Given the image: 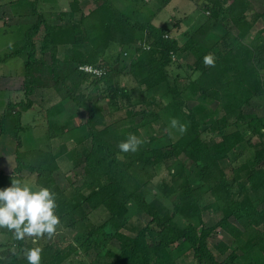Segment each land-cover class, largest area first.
<instances>
[{
	"label": "trees",
	"instance_id": "1",
	"mask_svg": "<svg viewBox=\"0 0 264 264\" xmlns=\"http://www.w3.org/2000/svg\"><path fill=\"white\" fill-rule=\"evenodd\" d=\"M9 1L6 4L5 0H0V17L4 18L5 26L25 25L28 19L31 24L28 23L30 26L16 47L5 53L3 58L0 56V62L15 56L23 57L25 61V98L18 103H8L0 115V137H10L17 142L14 151L16 165L10 173L0 171V189L11 186L12 176L24 181L33 178L36 186L47 187L56 193L58 207L55 214L60 217V227L78 232L88 229L87 235L91 237L100 236L101 229L105 227L87 225L91 213L106 209L109 221L115 224L114 227L117 226L111 239L119 245L118 252H107L106 264H178L171 249L176 244L177 253L187 248L196 264H219L218 255L229 247L225 243L210 246L208 240L218 233V229L234 238L238 251L243 253L233 250L228 256L229 264H237L241 256L251 255H255V258L250 259L248 264H264V168L259 166L264 164V126L257 127V122L264 120V108H261L264 102H259L260 107L257 103L258 98L264 95V0H210L203 7L211 12L209 22L203 27L206 33L229 19L233 28L226 26V36L237 39L236 45L228 53L215 56V67L203 64V57L211 52L197 41L200 31L188 34V41L180 46L177 38L170 36L172 29L153 22L145 25L133 23L107 0L88 16H81L80 20L64 25L56 24L49 13L41 11V0ZM76 4L72 0L68 12H75ZM3 8H9L10 13L16 10L23 13L9 17ZM70 13L68 16L72 19ZM260 21L263 27L258 32V42L254 46L245 44L244 40ZM138 32L146 33L145 41L137 39ZM37 38L40 39L39 44ZM138 40L143 46L133 52L129 73L147 92L164 87L156 98H169L170 102L163 108L166 112H148L145 109L127 112L131 124L138 123L135 127L108 123L107 117L117 110L106 113L98 99L93 100L86 93H79V88L87 78L93 79L91 86L97 89L104 83L113 92L109 107L114 108L118 95H124L127 91L118 85L113 86L112 78L118 73V65L112 66L106 55L111 45L126 50ZM67 46L71 47L65 50L66 60H61L59 48ZM178 52L190 53L195 58L191 68L194 73H199L196 80L191 77L169 78L168 68ZM47 55L49 58H45ZM116 60L118 64L119 58ZM82 65L102 68L104 73L97 77L81 72L79 68ZM60 67L72 70L63 75ZM50 76L52 78L49 80ZM70 77L77 82L68 86L66 81ZM49 81L52 86L48 84ZM61 85L65 86V92ZM50 87L58 94L56 97L59 101L46 112L48 138L63 142L58 144L59 149L55 153L40 148L22 151L20 134L26 130L22 122L23 113L33 107L31 97L38 90ZM198 91L202 101H217L220 104L226 116L222 121L224 127H228L231 119H234L236 126L246 123L249 126L247 132L237 130L223 136L219 142L204 138L202 126L211 124L209 130L212 133L217 128L205 107L189 106L191 101L186 95ZM154 99L153 105L156 104ZM70 103L78 109L76 112L79 109L85 111V123L75 125V114L67 108ZM249 107L252 112L248 111ZM256 107L257 112H261L257 116ZM163 113L170 119L177 118L187 124V131L184 134L178 131L179 137L164 146H158L160 142L153 135L146 138V143L135 153L119 151L118 144L128 134L139 137V130L159 121ZM137 117H140V121H134ZM249 133L261 138L258 145H252L255 157L241 166H235L230 161L231 153L242 144L250 143L245 137ZM69 142H74L76 146L70 148L72 143ZM63 158L82 170L81 181L70 184L65 190L56 181V175L60 172L59 161ZM166 158H173L182 166L181 177L185 167L198 168L202 174L200 186L194 187L188 183L179 185L176 190L169 188L168 198H174V212L171 215L164 211L161 201H147L143 194L144 186L134 171L140 165L160 167ZM193 171L190 170L189 175ZM131 201L149 218L136 235L122 232L125 226L117 225V221L128 214L127 205ZM215 203L221 204L223 216L215 226L205 227L201 220L202 212ZM176 216L198 219L202 227L198 228L192 223L181 227L174 221ZM1 236H8L9 240L0 244L6 248L1 253L0 264H28L24 250L32 247L42 248L41 264H63L72 254L59 243L48 242L47 238L35 242L30 238L15 241L7 229H0ZM11 248L14 252L10 251Z\"/></svg>",
	"mask_w": 264,
	"mask_h": 264
},
{
	"label": "rangeland",
	"instance_id": "2",
	"mask_svg": "<svg viewBox=\"0 0 264 264\" xmlns=\"http://www.w3.org/2000/svg\"><path fill=\"white\" fill-rule=\"evenodd\" d=\"M16 1V0H14ZM13 1V3H14ZM72 0H41V11L50 14V18L54 20L56 24H67L68 22H73L75 20H80L81 16H88L93 10H95L98 5L105 0H75L76 1V11L70 13V3ZM115 10H119L124 13L126 16L130 18L133 23H137L140 25L152 24L154 18L152 16L161 10L158 13V17L155 20V23L160 27H168L171 30V37L177 38L180 43V46H184L188 41V34H193L196 31H200L199 41L204 49L209 50L212 54L217 56L219 53H228L231 48H233L237 39L234 36H226V26L232 27V24L229 19L224 21L222 25H215L213 30L210 33H206L203 29L210 20L209 9H204L210 0H170L167 3V9H163V5L166 0H107ZM6 4L10 3L8 0H5ZM25 4V3H24ZM178 7L180 10L185 9L186 14L183 11H180L177 14V17L173 15L174 8ZM204 7V8H203ZM264 10V7H263ZM3 11L10 17L13 14L16 16L18 14H22L23 12L20 10L11 11L9 8H3ZM70 13L72 19L68 16ZM211 13V12H210ZM4 19L3 17H0ZM14 17H11V19ZM0 20V56L4 57L5 53L9 52L11 48L16 47V44L23 39L26 29L29 28L31 24L28 19L27 24L21 26H13L11 28L5 27V23ZM32 22V20H31ZM263 27L262 21L258 22L254 31L244 40V43L247 45L254 46L258 42L259 30ZM202 29L204 32H202ZM137 39L146 40L145 32L136 33ZM138 40L133 46L126 50H121L117 45H111L108 50V54L106 55L107 60L112 66L117 67L118 65V73L113 76V86L118 85L124 89H126V93L124 95H118L116 99V106L111 109L109 107V98L113 94L107 89V86L102 83L99 88L95 86H91V81L93 79L87 78L84 85L80 86L79 93H86L91 99L99 100V104L104 106V110L106 113L114 110H117L111 116L107 117L108 123L117 122L120 126L126 127H135L138 123L134 125L131 124V119L128 118L127 112L134 110H142L145 109L148 112H166L163 108L169 104L170 99L164 98L160 100L157 99L158 92L161 93L164 90V87H160L157 91H145V87H140L136 79L129 73L130 72V61L133 60L134 55L133 52L136 51L137 47H140L143 43ZM40 39L37 38V43L39 44ZM143 41V42H144ZM143 46V45H142ZM59 48V58L61 60H66V48ZM41 52L38 53V57L40 58ZM49 55L45 56V58H49ZM119 58V63L116 64V59ZM132 58V59H131ZM195 62V58L190 53L178 52L175 55L173 63L168 68V76L171 80L175 78H189L192 80H196L199 77V73L193 72V64ZM24 58L15 56L9 58L3 64H0V76H12V81L6 83V87L8 89L5 93H0V113H2L4 109V105L7 101H16L19 98L18 95V83L19 79L23 78L24 73ZM64 72H71L72 69L60 67ZM263 73V72H262ZM73 74V73H72ZM76 76L75 74H73ZM92 75V74H91ZM48 76V75H47ZM52 77L50 76L49 80ZM71 79V81H70ZM53 81V80H52ZM68 86L77 82L73 77L69 78L67 81ZM49 81L48 84H50ZM11 85V86H9ZM52 86V83H51ZM22 87V85H20ZM62 89L65 86L61 85ZM16 88V89H15ZM64 89L63 92H65ZM112 93V94H111ZM147 93V94H145ZM58 94L55 92L54 88L50 87L45 90H38L35 95L31 97V100L34 105L38 107L37 109H32L25 112L22 116L23 125L26 127V130L21 133V142H22V151H30L36 148L44 149L46 151L50 150L55 153L58 151L59 146L57 144L56 147L50 148V141L47 138L48 131L46 125L44 124V120L47 122L46 112L47 110L59 99L56 97ZM153 96V97H152ZM155 97V105H153V98ZM146 98V99H145ZM186 98H189V106L191 107H205L207 109L209 116L213 117L212 123L215 125L217 130L215 132H211L209 130L210 125L208 123L207 126H202L201 129L205 133L204 138L213 139L216 142L221 141V138L225 135L233 133L239 130L242 133L247 132L249 126L244 123L240 126H236L235 120L231 119V124L228 127H224L223 120L226 118L224 111L221 109L220 104L217 101H202L201 93L198 91L196 94H188ZM260 101L264 102V95L258 98ZM146 101L144 104L135 105L137 102L141 103ZM259 103V107H260ZM68 110H71L75 114V125L85 123L87 119V114L84 113V110L79 109V114L76 112L78 109L75 105L71 104L67 106ZM119 108V109H117ZM261 108H264L262 106ZM161 110V111H160ZM264 110V109H263ZM42 113L40 116L39 112ZM248 111L252 112V108L249 107ZM258 107H256L255 113L259 115L257 112ZM81 113V114H80ZM78 114V115H77ZM1 115V114H0ZM252 116V115H251ZM43 117V118H42ZM254 119V117H251ZM249 118V119H251ZM44 119V120H43ZM140 117L134 119L136 121ZM138 121V122H139ZM171 119L167 117L166 114L163 113L160 116V120L155 123H150L146 125L144 128L139 130V138L145 140L146 138H150L153 135H156L157 142H160L158 146H164L170 144L172 141H175L179 137V132L177 129H170ZM258 128L259 126L263 128L264 120L262 122H257ZM263 125V126H261ZM47 132L44 134V132ZM171 133V134H170ZM47 135V136H46ZM246 140L250 143L242 144L238 150L231 153L230 161L235 166H241L243 163L252 160L255 157V148L252 145H258L261 141L260 136L255 135L253 133H249L246 136ZM63 141H58L60 145ZM70 148L76 146L74 142H69ZM17 142L10 137H0V153L3 155L2 160L0 161V171H5L6 173H10L12 169L15 167L16 162V154H14L15 147ZM88 146L90 142L87 143ZM76 148V147H75ZM152 158V155H150ZM121 160H124L122 156L119 157ZM152 160V159H151ZM60 172L56 175V181L59 187L62 189H67L70 184L75 182H80L82 179V170L81 167L75 168L69 161L66 159H61L59 161ZM261 168H264V164L261 163L259 165ZM182 166L173 158H166L163 160L160 167L147 168V166H136L134 171L136 173L137 179L143 184V194L148 202H152L153 200H159L164 204V211L171 215L174 212V198H168L170 195L169 188L172 187L176 190L179 185L183 184H191L194 187L202 185V174L199 173V169H188L185 167V173L183 176H180ZM194 170L192 174L189 175V171ZM81 173V174H80ZM29 185L33 186L35 189V183L33 178H28L25 180ZM168 193V194H167ZM128 214L122 220L117 221V225L122 228V232L130 235H136L139 232L140 228L146 225L147 220L146 217L138 206L134 202H129L128 205ZM223 212L221 208V204L215 203L212 204L207 209L203 210L201 220L205 227L215 226L217 222L222 218ZM147 219V220H146ZM174 221L177 225L181 227H185L188 223H192L198 228L202 227L199 223L198 219H182L179 216L174 218ZM91 227H100L105 226L100 231V236L91 237L88 236V229H83V232H78L76 230H66L63 227H59L57 234L52 239H46L51 243H59L66 250L72 251L70 257L63 264H106V254L109 250L113 252H118L119 245L118 243L111 239L116 227L115 224H112L109 221V213L106 209L102 208L97 211H93L90 215V221L87 223ZM200 230V229H199ZM218 233L216 235H212L208 242L210 246H214L219 243H225L228 245V250L221 255H218L217 261L219 264H229L228 256L232 253L233 250L238 251L237 242L234 238L228 235L225 231H221L218 229ZM9 240L8 236H1L0 242L4 243ZM98 242V243H93ZM7 245V244H5ZM177 245L171 247L173 254H175V258L178 264H196L193 257L189 255L188 249L183 248L182 251L177 253L179 250L177 249ZM5 250V247L3 248ZM1 252V251H0ZM11 252H14V249H11ZM10 252V253H11ZM239 254H243L241 251H238ZM255 258V255L251 256H241L237 260V264H248L250 259Z\"/></svg>",
	"mask_w": 264,
	"mask_h": 264
},
{
	"label": "clouds",
	"instance_id": "3",
	"mask_svg": "<svg viewBox=\"0 0 264 264\" xmlns=\"http://www.w3.org/2000/svg\"><path fill=\"white\" fill-rule=\"evenodd\" d=\"M216 57L208 53L203 57L206 67H215ZM80 70L100 75L101 71L91 65H82ZM170 129H177L181 134L187 131L188 125L177 118L170 121ZM171 134V133H170ZM145 140L135 134H128L124 141L118 144L121 153H135ZM56 193L43 186L29 185L21 178H11V186L0 189V229L12 233L15 241L26 238L34 242L43 238L52 239L60 227V217L56 215ZM42 248L32 247L24 250L28 264H41Z\"/></svg>",
	"mask_w": 264,
	"mask_h": 264
},
{
	"label": "crops",
	"instance_id": "4",
	"mask_svg": "<svg viewBox=\"0 0 264 264\" xmlns=\"http://www.w3.org/2000/svg\"><path fill=\"white\" fill-rule=\"evenodd\" d=\"M169 1L170 0H166L165 1V3H164V5H163V9L165 10V9H167L168 7H167V3H169ZM162 10V9H161ZM161 10H159L157 13H155L153 16H152V18H154V20H153V23L155 24V25H157L156 23H155V20H156V18L158 17V13L161 11ZM180 11H183L184 12V14H186V11H185V9H182V10H180L178 7H175L174 8V11H173V15H175V17H177V14H179L180 13ZM2 18H0V20H1ZM3 21L2 22H4V19H2ZM157 26H159V25H157ZM6 27V26H5ZM4 62H6V61H4ZM4 62H0V64H3ZM12 79V76H0V93H5V92H7L8 91V89H7V87H6V83L7 82H9V81H12L11 80ZM19 81V83H18V95H19V98L20 99H18V100H16V101H7L6 103H5V107H4V109H3V111H2V113L4 112V110H5V108H6V106H7V104L8 103H18V102H20L21 100H24V98H25V94H24V92H23V82H24V76H23V78L21 79H19L18 80ZM20 85H22V87H20ZM9 86H11V85H9ZM16 89V88H15ZM32 109H37L38 110V107L36 106V105H33V107L30 109V110H32ZM29 111V110H28ZM27 112V111H26ZM39 112V114H40V116H42V113L40 112V111H38ZM2 113H0V114H2ZM25 113V112H24ZM23 113V114H24ZM74 117H75V115H74ZM43 118V117H42ZM44 120V119H43ZM23 122V121H22ZM44 124L45 125H47V122L44 120ZM25 127V126H24ZM47 132L45 131L44 132V134H46ZM47 136V135H46ZM47 138H48V136H47ZM3 139V138H2ZM49 139V138H48ZM49 141H50V148H52V147H56V145L55 144H57L58 145V142H57V140H50L49 139ZM3 155H1V153H0V161L2 160V157ZM14 169V168H13ZM13 169H12V171H13ZM11 171V172H12ZM2 242H0V244H1ZM3 248L4 247H2V246H0V256H1V253H2V251H3ZM12 249V248H11ZM11 249H10V251H11ZM5 250H6V248H5Z\"/></svg>",
	"mask_w": 264,
	"mask_h": 264
},
{
	"label": "built area",
	"instance_id": "5",
	"mask_svg": "<svg viewBox=\"0 0 264 264\" xmlns=\"http://www.w3.org/2000/svg\"><path fill=\"white\" fill-rule=\"evenodd\" d=\"M81 68V67H80ZM80 68H79V70H80ZM94 68H96V67H94ZM98 69H100V70H102L101 71V74L100 75H94V76H97V77H101L102 75H103V69L102 68H98ZM81 72H84V73H88V72H85V71H82V70H80ZM88 74H91V73H88ZM93 75V74H92Z\"/></svg>",
	"mask_w": 264,
	"mask_h": 264
}]
</instances>
